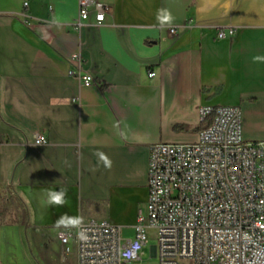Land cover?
Masks as SVG:
<instances>
[{"label": "crops", "instance_id": "1", "mask_svg": "<svg viewBox=\"0 0 264 264\" xmlns=\"http://www.w3.org/2000/svg\"><path fill=\"white\" fill-rule=\"evenodd\" d=\"M95 1L103 23L75 30L77 0H0V264L29 263L24 232L64 246L63 215L133 231L149 147L196 142L202 107H238L242 139L264 142V0Z\"/></svg>", "mask_w": 264, "mask_h": 264}, {"label": "built area", "instance_id": "2", "mask_svg": "<svg viewBox=\"0 0 264 264\" xmlns=\"http://www.w3.org/2000/svg\"><path fill=\"white\" fill-rule=\"evenodd\" d=\"M91 11L100 26L107 8L77 0L75 30ZM168 33L173 36L177 29ZM234 33L220 29L217 38ZM69 75L84 87L92 85L90 75ZM199 113L210 124L196 142L149 147L148 197L137 211L131 238L123 239L121 229L105 221L57 233L62 245L72 243L76 264H139L152 232L156 245L150 255L158 264H264V142H244L238 107H202ZM32 140L36 146L47 144L39 133ZM80 231L87 240L79 239Z\"/></svg>", "mask_w": 264, "mask_h": 264}, {"label": "rangeland", "instance_id": "3", "mask_svg": "<svg viewBox=\"0 0 264 264\" xmlns=\"http://www.w3.org/2000/svg\"><path fill=\"white\" fill-rule=\"evenodd\" d=\"M246 144L256 143V141H246ZM9 211H14L15 203L10 201L6 207ZM13 215V212H11ZM14 216V215H13ZM11 220V219H10ZM133 236L132 230H125L122 233L123 239ZM49 241L51 243H49ZM47 240H40L29 232H24V246L29 259L28 264H74L72 244L61 246L55 236ZM156 245V235L154 232L148 234L147 245L143 249L141 262L139 264H158V260L150 255V247Z\"/></svg>", "mask_w": 264, "mask_h": 264}, {"label": "clouds", "instance_id": "4", "mask_svg": "<svg viewBox=\"0 0 264 264\" xmlns=\"http://www.w3.org/2000/svg\"><path fill=\"white\" fill-rule=\"evenodd\" d=\"M156 19L161 23H171L173 20L172 15L167 11L163 10L157 13ZM254 62H264V56H254ZM99 161L103 163L105 167H109L111 165L110 159L102 152L97 153ZM67 192L65 189H60L58 191L49 190L47 192V196L44 199V204L48 206H63L67 203L66 200ZM58 225H62L64 227H78L81 224V218L79 216L68 217L67 215L61 216L57 222ZM78 237L81 240H87V236L83 231L78 233Z\"/></svg>", "mask_w": 264, "mask_h": 264}, {"label": "trees", "instance_id": "5", "mask_svg": "<svg viewBox=\"0 0 264 264\" xmlns=\"http://www.w3.org/2000/svg\"><path fill=\"white\" fill-rule=\"evenodd\" d=\"M210 124V118H206L205 120L202 121V125H201V131L204 129H207L209 127Z\"/></svg>", "mask_w": 264, "mask_h": 264}, {"label": "water", "instance_id": "6", "mask_svg": "<svg viewBox=\"0 0 264 264\" xmlns=\"http://www.w3.org/2000/svg\"><path fill=\"white\" fill-rule=\"evenodd\" d=\"M152 251H154V249H152Z\"/></svg>", "mask_w": 264, "mask_h": 264}]
</instances>
